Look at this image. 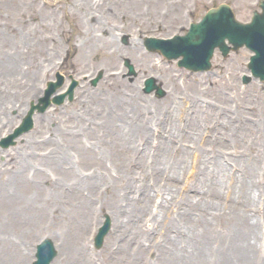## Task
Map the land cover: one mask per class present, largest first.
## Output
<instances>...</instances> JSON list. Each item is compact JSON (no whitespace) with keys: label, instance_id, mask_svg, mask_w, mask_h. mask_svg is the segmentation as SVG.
<instances>
[{"label":"rangeland","instance_id":"1","mask_svg":"<svg viewBox=\"0 0 264 264\" xmlns=\"http://www.w3.org/2000/svg\"><path fill=\"white\" fill-rule=\"evenodd\" d=\"M51 1L35 0L32 3L26 0V3L24 0L26 4L18 9L14 0H0V64L1 57L6 55L10 59L11 69L8 87L4 91L0 86V137L10 132L19 122L30 101L36 100L46 81L54 76L56 70L64 74L65 84L68 83L69 75L79 80L72 100H65L60 105L53 104L44 112L38 113L39 121L34 122L29 131L18 136L14 144L0 146V181L9 183L7 195H33L36 189L31 183L33 180L24 177L27 175L28 179L32 178L35 171L45 176L47 183L42 185L52 183L59 190L52 194L61 208L48 210V219L42 227L15 233L20 249L17 264H30L34 259L37 242L45 236L53 239L58 250L50 264H73L67 256V246L75 241L84 246L90 264H107L104 259H109V252H112L111 256L117 254L119 264H164L157 254L163 248L164 238L172 240L170 234L180 237L181 241H176V246L187 245L193 249L191 259L195 264L200 261H204L203 264H239L243 242L233 234L238 229L235 212L243 204L240 200L239 182L233 175L237 170H242L239 160L242 156L248 159V166L255 165L258 172H264V81L252 78L245 84L241 82V75L247 72L246 63L250 55L245 47L230 51L225 57L216 48L210 69L191 71L178 66L175 59H166L157 52L148 51L143 45V39L145 36L169 37L184 33L191 21L200 19L207 9L222 2L231 6L238 20L248 21L253 10H260L259 0H138L129 9L133 18L136 17L131 26L119 25L114 29V44L121 51L108 67L86 64L78 57H72L71 61L70 56L58 52L54 54L51 64L42 69L34 63L30 66V53L25 55L14 52L16 43H24L27 39L34 43L31 25L27 23L22 26L16 21L27 4L48 10V3ZM55 1L66 5L70 2ZM103 16L106 14L100 9L98 17L104 20ZM106 17L110 22L111 17ZM150 19L156 20V23H150L155 26L148 25L135 31L134 27L138 22L148 24ZM3 22L6 24H2ZM15 24L17 25L12 29L11 26ZM69 34V41H75V30L69 31ZM7 52L11 54H6ZM123 57L131 60L137 74L129 75ZM15 59H18L17 65ZM34 70L36 75L39 74L34 88L36 93H33V89L26 94L29 85L27 78H31ZM120 70V76L130 89L137 91L142 97L144 107H140L137 113L144 116L143 122L151 124L148 130L151 150L158 148L159 151L163 142L167 141V135L172 134L171 130L162 134L154 121L148 120V115L155 112L156 103L162 102L159 106L163 105L168 109L179 99L185 108L175 121L168 120L165 115L166 122L170 125L172 123L173 129L176 127L175 133L178 132L188 142V150L181 153V167L174 172V177L167 178L168 168L144 171L150 160L143 152V129L127 133L129 141L125 146L131 144V147H135L134 150L142 153L141 159L135 164L129 163L130 156L127 161V156L132 155L131 149L126 154L120 150L115 152L104 136L113 134L109 129L104 132L103 129L118 119L112 117L118 111V106L99 102L91 95L100 93L111 71ZM100 71L101 78L96 84H92V78ZM147 76H154L162 83L167 91L165 97L158 98L153 93L143 92L142 84ZM194 100L201 101L203 106L197 117L200 131L196 141L201 144L199 147H193L189 139L192 135L189 122L193 119L189 103ZM220 105L224 109L218 108L213 112L214 107ZM137 115L128 114L126 118L133 124L137 121ZM213 133L220 134L217 144L221 151L217 155L226 166L223 176L216 174L214 164H203L198 157L201 149L204 154L214 155L211 150L214 137L210 136ZM121 147L124 148L123 145ZM54 148L58 149L52 151ZM16 158L21 159L20 164ZM9 163L16 166L7 170ZM102 166L108 170L107 175L100 174ZM68 167L69 169H65ZM129 167L132 169L131 176L124 173ZM69 170L75 175L72 181L77 187L68 180ZM21 173L24 179L21 178ZM212 178L215 189L209 190ZM256 179L257 190L248 212L254 220H258L259 226L251 241L250 256L240 264H264V178ZM89 186L96 187L91 195ZM159 188L163 192L157 194ZM122 189H126L125 198L112 195L113 192H122ZM73 190L85 198L84 204L79 208L72 201L68 205L69 192ZM144 194H151L152 199L148 201L147 211L143 210L138 215L134 209L142 205L140 198ZM163 203L167 205L163 206ZM230 208L232 212L225 213V217L222 209L227 211ZM104 212L112 215L111 218L116 214L102 246L95 248L92 238L103 220ZM152 216L159 217L153 219ZM164 216L166 221L163 220ZM167 219L173 220L180 230L177 231L176 227L165 230ZM138 242L145 255L141 260L131 262L130 254L137 253L135 244ZM174 264L186 263L176 260Z\"/></svg>","mask_w":264,"mask_h":264},{"label":"bare ground","instance_id":"2","mask_svg":"<svg viewBox=\"0 0 264 264\" xmlns=\"http://www.w3.org/2000/svg\"><path fill=\"white\" fill-rule=\"evenodd\" d=\"M14 1L16 2L18 9H22V7L27 3L26 0V3L24 0ZM30 1L35 3V0ZM137 1L138 0H96L95 2L94 0H70L69 4L66 5L65 3L61 4L55 0H52L51 3H48V10L27 4L26 7H24V10L21 11L19 20L16 22L22 26L27 23L31 25V37L34 40V43L29 39L25 40L24 43H16V50L14 52L24 53L25 55L26 53H30L32 56L29 59L30 66L34 63L36 66H41L42 69H44V67L47 68L51 64L54 54L58 52H63V54L67 57L70 56L71 61H73V58L78 57L86 64H94L96 67L102 65L108 67L113 63L116 56L121 51L119 47L114 44V29H116L119 25H122L120 27L125 25L128 27L131 26V23L136 17L133 18L129 9L133 2L136 3ZM100 9H102L106 16L111 17L110 22L106 19V16H103L104 20L98 17ZM148 22V24L146 22H138V25L134 27L135 31L138 32L141 28L147 27L148 25L153 26L154 24L150 23H156V20L150 19ZM2 24L5 25L6 23L3 22ZM17 24L12 25L11 28H15ZM72 29L75 30V34H73L75 41H69L71 37L69 31ZM6 54L11 53L7 52ZM5 56L6 55L1 57L2 60L0 64V86L4 91L8 87V78L11 74L9 63L10 59H8V57L6 58ZM17 61L18 59H15L16 65ZM14 66L15 63H13L12 67ZM120 72L122 71H111V73L108 75L107 81L102 86L100 93H92L91 95L93 99H97L99 102L110 103L113 106H118V111L113 114L114 116H112L113 118L116 117L118 119L110 124V128L108 127L103 129V132L108 131L109 129L113 132V134H109V137L107 135L104 136L108 138L109 143H111V147L113 146L115 152L120 150L121 153L126 154L129 153V149H131L132 155L129 154L127 156V161L128 157L130 156L129 163L134 162L135 164L136 161L141 159L142 153L134 150L135 147H131V144L127 145L128 147L125 146V144L129 141V136H127V133L128 131L136 132L135 129L138 131H142L143 129V144L145 146L143 152L146 153L145 155H148V159L150 160L144 171L153 172L158 168H168L167 178L174 177V172H176L178 168L181 167V153L188 150V142L184 140V138L178 132L175 133L176 127L173 129L172 123L171 125L168 124L166 122L167 119L165 118L167 116L168 120L175 121L174 119L179 117L185 111V108L182 107V103L179 99L168 109H165V106L163 105L159 106L162 102L156 103L157 106L155 108V112L148 115V120L154 121V124L160 128L162 134H165V132L169 130H171L172 134L170 133L167 135V141L165 140L163 142L164 145L161 147V149H159V151L158 148H156V150H151V148H149L150 136L148 131L151 128V124L149 122L146 123V121L143 122L145 119L143 118L144 116L137 113L140 110V107L144 105L141 102L142 97L140 93L130 89L128 84L120 76ZM37 75L34 70L30 75L31 78H27V84L29 85L27 86L26 94L32 92V90L35 88ZM33 91V93H36L35 89ZM166 95L167 93L165 96ZM189 106L190 109L192 108L191 110L193 112L191 115L193 119L191 122H189L190 129H192V135L189 138L190 144H192L193 147H199L201 144H198L196 141L198 138V131H200V125L197 117H199L198 115L202 111L203 106L201 101L198 100L190 102ZM217 106L214 107L213 112H215V110L218 108L224 109V107L221 105L219 107ZM37 114V112L33 114L34 122L39 121L40 115ZM128 114H138L137 121L133 124L132 122L128 121V118H126V115L128 116ZM243 117L247 118L246 115H243ZM219 135V133H213L210 135L214 137V146L212 145L211 148L214 155L209 156L208 153L204 154V151L201 149V152L198 151V157L199 161L203 164H214L213 166L215 168L216 174L218 176H223L226 166L222 163V158H218L217 155V153L221 151L217 144L219 142L217 140ZM174 142H179L180 144L176 145ZM122 145L128 150L122 148ZM57 149L58 148H54L52 151ZM87 152L90 151L87 150ZM245 157L246 156H242L239 158L242 163V170H237V172H235L233 175L236 176V180L239 182L240 200L243 204V207L240 208L238 212H235V217L237 218L236 229H238L236 230L237 232L235 231L233 234V236L236 234L237 238L243 242L242 246L240 247L239 258L242 259L239 261V264L244 260H248L250 256L251 241L255 238L257 226H259L258 220H254V218L251 217V213L248 211L252 208L254 197L253 194L255 193V190H257L256 178H264V172H258V168L255 165H251V167L248 166L246 162L248 159ZM16 160L20 164L21 159L16 158ZM219 162H221V164ZM15 166L9 163L6 169L12 170V168ZM254 167L257 169L255 170ZM65 169H69V167ZM250 169H252V171ZM130 170L132 169L129 167V170H126L124 173H128L130 176L133 175L130 173ZM107 171L108 170L102 166L100 174L102 176L107 175ZM255 173L256 175H254ZM20 176L22 179L26 178L27 180H33L31 183H33L36 189L33 195H25L26 197H18V194L14 193L7 195L6 192L9 189V183H2L0 181V264L18 263L20 249L18 247V241L16 240L17 237L15 236V233L35 227H42L45 224V221L48 219V210L61 208V204L58 203L57 199L53 195L59 191L58 187L52 183L42 185V183L47 182L45 181V176L41 172H33L32 178L30 179L27 178V175H25L26 177L23 178L22 173ZM12 178H14V174H12ZM74 178V173L69 170L68 180H70V182L73 183L75 187H77V184L72 181ZM210 180L211 181H209L208 189L214 190V180L213 178ZM89 188V195L96 191V187L89 186ZM162 190V188H159V190H157V194L163 192ZM121 191L122 192H113L112 195L125 198L126 189H122ZM164 192L169 195L167 191ZM69 193L70 196L67 199V201H69L68 205H71V201L75 205H78V208L82 203L84 204V197L78 195L74 190ZM148 195L149 194H144L140 198L142 205L135 207L134 211H137L138 215L140 212L142 213L143 210V212L147 211L146 209L148 208V201L152 199H150V196L152 197V195ZM166 198L167 201H169L168 197ZM166 205L167 203H163V206ZM114 206L116 208L118 207L115 202ZM222 212H224V216L226 217L225 213L230 214L232 209L230 208L227 211L222 209ZM104 213L108 214L107 212ZM115 214L116 213H114L112 218V215L110 216L108 214L111 218V221H113ZM155 217L152 216L153 219ZM163 220L166 221L165 216L163 217ZM171 221L173 222V220L167 219V222H165V230L171 227H176L175 229L177 231L180 230V228ZM162 227L164 228V226ZM258 230L260 231L259 227ZM169 237L172 240L164 238L163 248L158 250L157 254L158 257H161L164 264H174L176 260H183V262L186 264H195V262L191 259L194 255L193 249L191 247L189 248L187 245H184L183 247L176 246V241H181L180 237H176L173 234H170ZM135 245H137L135 246L137 253L130 254L129 259L132 258L131 262L139 261L145 255V251L143 252L140 242L136 243ZM67 249V256H69L73 264H90L88 261L87 252L85 251L82 244L75 241V243L67 246ZM111 253L112 252L108 253L107 258L109 259H104L105 262L107 264H119V258L117 254L115 256H111ZM198 263L203 264L204 261H200ZM235 264H237V262H235Z\"/></svg>","mask_w":264,"mask_h":264},{"label":"water","instance_id":"3","mask_svg":"<svg viewBox=\"0 0 264 264\" xmlns=\"http://www.w3.org/2000/svg\"><path fill=\"white\" fill-rule=\"evenodd\" d=\"M260 6L262 12H254L251 21L239 22L235 19L234 14L230 7L221 3L215 8L209 9L203 18L196 23L191 24L187 33L183 35H175L172 38H156L146 37L145 46L149 50H158L163 53L167 58L178 59V65L185 66L191 70H205L210 67V57L212 56L213 49L218 46L223 55L232 49H237L239 46L245 44L248 48L255 53L250 56L248 67L254 76H258L264 80V0H261ZM227 39L233 46H228L225 43ZM128 65L129 73H135L133 65L125 59ZM57 80H49L47 88L42 97L39 98L38 103L31 102L30 108L26 115L23 117L21 123L15 127L14 131L2 137L0 145L8 146L14 143L13 138L21 133L29 130L33 125L32 114L34 110L43 111L51 102L60 104L63 102L66 94L69 100L73 97V88L77 84V80L72 78V81L65 92L55 94L50 98V95L56 91L57 88L63 83V76L57 72ZM100 77V74L92 79L95 83ZM250 77L244 75L243 80L249 81ZM157 96L164 95L165 91L157 84L155 78L150 76L144 80L143 91L151 92L153 89ZM110 227L109 217L106 216L105 221L99 227L95 236V245L99 247L103 241V237ZM56 250L50 238H44L37 244L35 253L36 259L32 264H49L55 256Z\"/></svg>","mask_w":264,"mask_h":264}]
</instances>
